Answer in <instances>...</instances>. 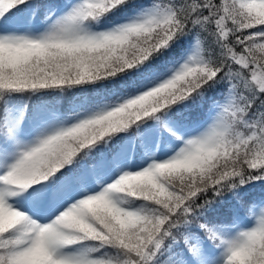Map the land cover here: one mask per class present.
Instances as JSON below:
<instances>
[{"label": "snow or ice", "instance_id": "snow-or-ice-1", "mask_svg": "<svg viewBox=\"0 0 264 264\" xmlns=\"http://www.w3.org/2000/svg\"><path fill=\"white\" fill-rule=\"evenodd\" d=\"M0 264H264V0H0Z\"/></svg>", "mask_w": 264, "mask_h": 264}, {"label": "trees", "instance_id": "trees-1", "mask_svg": "<svg viewBox=\"0 0 264 264\" xmlns=\"http://www.w3.org/2000/svg\"><path fill=\"white\" fill-rule=\"evenodd\" d=\"M30 103L35 104V103H36V100H35V99H32V100L30 101ZM254 196L258 198V196H259V190H258V189H257L256 192L254 193ZM242 211L245 212V213H248V212H247V208H245V209L242 210Z\"/></svg>", "mask_w": 264, "mask_h": 264}, {"label": "rangeland", "instance_id": "rangeland-1", "mask_svg": "<svg viewBox=\"0 0 264 264\" xmlns=\"http://www.w3.org/2000/svg\"><path fill=\"white\" fill-rule=\"evenodd\" d=\"M260 207L261 206H256V213L258 214L259 213V211H260ZM246 215H249V216H251V213H245Z\"/></svg>", "mask_w": 264, "mask_h": 264}]
</instances>
